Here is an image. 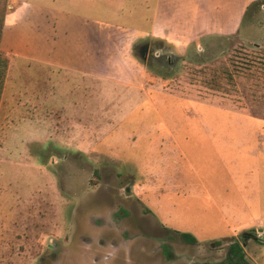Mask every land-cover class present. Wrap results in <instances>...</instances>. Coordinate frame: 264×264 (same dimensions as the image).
I'll use <instances>...</instances> for the list:
<instances>
[{
	"label": "rangeland",
	"instance_id": "374dc122",
	"mask_svg": "<svg viewBox=\"0 0 264 264\" xmlns=\"http://www.w3.org/2000/svg\"><path fill=\"white\" fill-rule=\"evenodd\" d=\"M109 1L0 0L130 31L95 85L4 53L0 264H215L252 230L264 264V0Z\"/></svg>",
	"mask_w": 264,
	"mask_h": 264
},
{
	"label": "crops",
	"instance_id": "0c3cea01",
	"mask_svg": "<svg viewBox=\"0 0 264 264\" xmlns=\"http://www.w3.org/2000/svg\"><path fill=\"white\" fill-rule=\"evenodd\" d=\"M70 4L74 6L73 3ZM97 6L98 3L94 1L88 4L90 10H95ZM14 9L10 11L12 12L11 17H13L11 21L7 19V15L5 16L1 51L8 54L16 66L24 64L30 70L34 67L45 68L47 71L51 70L57 79L61 77L58 73L63 72L70 74L71 77L80 76L84 82L95 85L98 78L106 76L105 74L108 73L107 64L114 57V55L108 57L104 53L103 62L99 64V54L105 50L102 49V46L98 47L97 33L99 31L110 32L106 39L113 40L111 43H114L116 39L124 40L123 34L130 33L129 30L127 33L124 32L125 30H106L96 21L88 18L79 17L74 20L72 15L63 14L66 10L64 11L62 8H54V11L59 13L57 16L50 17L48 15L50 12L42 5L29 2V7L15 18L14 15L18 13V9L17 11ZM244 10L246 11L247 8ZM160 17L161 19L166 17L169 20L170 14L168 12L165 15V12H162ZM164 20L166 21V19ZM215 20V18L208 19L200 15L195 19V22L200 21L203 24H201L202 27H205L204 22L211 21L210 23L214 27H218ZM165 21L160 24L161 28H165ZM110 28L115 29L114 25ZM167 28H170L169 24ZM232 29L235 28L232 27L228 32H231ZM108 45V43H104V47L108 51H113V44L110 45L111 48ZM98 68H104L105 71L100 73L102 69L99 71ZM104 72L105 74H103ZM105 82H110V80L106 79Z\"/></svg>",
	"mask_w": 264,
	"mask_h": 264
},
{
	"label": "trees",
	"instance_id": "16d2710c",
	"mask_svg": "<svg viewBox=\"0 0 264 264\" xmlns=\"http://www.w3.org/2000/svg\"><path fill=\"white\" fill-rule=\"evenodd\" d=\"M250 8H252V6L247 9V12L250 10ZM5 16L6 14L4 15L0 13V101H1V96L3 94L4 85L6 83L5 82L6 75L9 69V60L7 59L5 54L1 51L2 48L1 40H2ZM226 76H228L230 79H233L234 75L231 73H226ZM180 235L185 243L195 244L197 242L195 236L190 233H180ZM262 235H263L262 238L264 239V230ZM250 239H255L259 242H262L261 239H258L254 230L250 232H244L240 236V242L235 239L234 240L232 239L231 243L229 244L226 261L216 264H246V258H245L246 255L244 253L243 244H245Z\"/></svg>",
	"mask_w": 264,
	"mask_h": 264
},
{
	"label": "water",
	"instance_id": "95a60500",
	"mask_svg": "<svg viewBox=\"0 0 264 264\" xmlns=\"http://www.w3.org/2000/svg\"><path fill=\"white\" fill-rule=\"evenodd\" d=\"M148 48H149V45H148V44H146V45H144V46H142V47L140 48V57H141L143 60L146 59V56H147L146 54H147ZM262 231H263L262 229L259 230V232H262Z\"/></svg>",
	"mask_w": 264,
	"mask_h": 264
},
{
	"label": "flooded vegetation",
	"instance_id": "af4514ba",
	"mask_svg": "<svg viewBox=\"0 0 264 264\" xmlns=\"http://www.w3.org/2000/svg\"><path fill=\"white\" fill-rule=\"evenodd\" d=\"M162 60H164V58L162 59ZM169 60V59H168ZM216 264V263H215Z\"/></svg>",
	"mask_w": 264,
	"mask_h": 264
}]
</instances>
